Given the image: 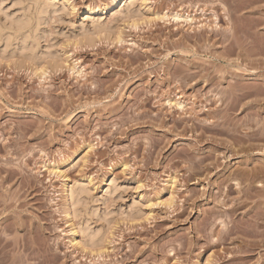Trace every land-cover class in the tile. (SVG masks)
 <instances>
[{
    "label": "rangeland",
    "instance_id": "rangeland-1",
    "mask_svg": "<svg viewBox=\"0 0 264 264\" xmlns=\"http://www.w3.org/2000/svg\"><path fill=\"white\" fill-rule=\"evenodd\" d=\"M46 1L59 11L40 26L38 51L54 57L18 66L0 54V222L19 223L6 231L25 238L18 253L35 264H264V188L254 184L264 177L250 195L228 189L264 162V0H137L132 11ZM0 2V22L35 7ZM93 24L102 31L89 45ZM222 96L235 106L227 114ZM79 182L72 215L65 187ZM86 222L105 231L98 255L77 233Z\"/></svg>",
    "mask_w": 264,
    "mask_h": 264
},
{
    "label": "bare ground",
    "instance_id": "bare-ground-1",
    "mask_svg": "<svg viewBox=\"0 0 264 264\" xmlns=\"http://www.w3.org/2000/svg\"><path fill=\"white\" fill-rule=\"evenodd\" d=\"M1 1H3V0H1ZM18 1V0H17ZM20 1V0H19ZM34 1V4H35V7H34V10L31 12L32 13V15L29 13V15H27V13L26 12H23L22 11V13L20 14V15H18V14H16V15H18V16H13L14 15V13L13 14H8L7 12H5V14L3 15V21L2 22H0V54L2 55V56H5V54H9L10 56H16L18 59H17V64H18V66L20 65V64H22L23 63V60H25V59H29V58H31V59H34V61H36V62H39V63H41L42 61H44V60H46L47 58H51V57H54V53L53 52H51V50L49 51L48 49V51L47 50H44V51H38V44H39V35H40V30H41V28H40V26L41 25H43V22H44V20H45V17H46V15L48 14V12H56V13H58V11H59V9L55 6V5H52V3H50V2H48V1H41V2H38V0H33ZM123 1V3L125 4V8L126 9H128V10H130V11H132L133 9V6H135V4H136V2H137V0H110V2H109V6H114V5H116L118 2L119 3H121ZM143 2H145L146 0H142ZM0 4H1V2H0ZM17 4V3H16ZM21 5V4H20ZM27 6V5H26ZM55 6V7H54ZM104 8H106L105 6L104 7H101V6H99V5H95V6H93V7H90V9L91 10H93L94 12H99V11H104ZM24 9V8H23ZM26 9V8H25ZM61 10V9H60ZM21 11V10H20ZM26 11H27V9H26ZM137 11V10H136ZM20 13V12H19ZM134 13H136V12H133V15H134ZM137 14H139V13H137ZM31 15V16H30ZM165 17H167V15L166 14H163V15H161V16H158L157 18H160V19H164ZM173 20H175V21H178V20H182V21H185V22H188V23H192V20H193V18L192 17H190V16H188V15H184V16H182V14H178V13H175V14H172L171 16H170ZM214 24H216V23H214ZM216 27H219V26H217V25H215ZM214 26V27H215ZM213 26L211 27V28H214ZM102 28H101V26L100 25H98V24H93V30L92 31H90L89 33H88V35H90V36H88L87 38H85L86 40V43L87 44H89V45H91L92 43H93V41H94V38H93V36H92V34H95V33H98L99 31H102L101 30ZM217 29V28H216ZM54 67H56L57 66V64H52ZM46 67H44V69H45ZM244 75V74H243ZM253 75V74H252ZM256 75V74H255ZM240 76V75H239ZM245 77V76H244ZM247 77V76H246ZM253 77V76H252ZM264 82V81H263ZM236 86V85H235ZM238 86V85H237ZM236 86V88H234L233 87V89H232V94L231 95H233L235 92H237V94L235 93L234 95H235V97L236 96H242V95H244V94H242L243 93V91H241V89H239L238 90V87ZM242 87H245V86H242ZM241 87V88H242ZM249 87V86H248ZM251 88V87H250ZM250 88L248 89V90H250ZM243 90V89H242ZM245 90V89H244ZM252 90V89H251ZM222 92V91H221ZM238 92H242L241 94L239 93L238 94ZM247 92V91H246ZM250 92V91H249ZM220 93V92H219ZM229 93V92H228ZM248 95H249V93H247ZM224 96H226V95H224ZM224 96H222V97H224ZM228 96V95H227ZM230 96V95H229ZM228 96V97H229ZM217 97V96H216ZM218 97H220V96H218ZM227 97V98H228ZM226 98V99H227ZM240 98V97H239ZM218 100V102H219V104H221L220 106H222L223 105V102L224 101H222V100H225V97L224 98H220L221 99V101H219L220 99L219 98H217ZM236 99V98H235ZM263 99V98H262ZM229 100H230V98H229ZM228 100V101H229ZM232 100V99H231ZM234 100V99H233ZM233 100L232 101H230V102H232L233 103ZM237 100V99H236ZM255 100H256V98H255ZM216 101V100H215ZM216 101V102H217ZM225 104L224 105H226L225 107H226V109H225V111H226V114H227V112L229 111V109H231V108H233V107H235V106H231L229 103L228 104H226V101L224 102ZM214 104V103H213ZM218 103H216V105H217ZM218 104V105H219ZM234 104V103H233ZM173 105L176 107V108H178V109H181L182 108V104H181V102H179V101H177V102H174L173 103ZM223 105V106H224ZM228 105H230V107H228ZM235 105V104H234ZM238 105V104H237ZM217 107V106H216ZM224 107V108H225ZM218 108H221V107H218ZM217 108V109H218ZM223 108H221L220 110H222ZM236 109V108H235ZM208 109H205V111H207ZM217 111V110H216ZM211 112V111H210ZM208 113V112H207ZM215 113V112H214ZM217 113V112H216ZM220 113V112H219ZM223 113V112H222ZM229 113V112H228ZM218 114V113H217ZM224 114H225V112H224ZM225 114V115H226ZM233 114V113H232ZM223 115V114H222ZM216 116V115H215ZM218 116V115H217ZM193 117H195V116H193ZM222 117H224V115L222 116ZM196 118V117H195ZM233 118V117H232ZM226 119V118H225ZM230 119V118H229ZM233 120V119H232ZM235 120V119H234ZM228 121H230V120H228ZM212 122V121H211ZM211 122L209 123V120H208V123L209 124H211ZM215 122V121H214ZM214 122H212V123H214ZM207 123V124H208ZM233 123V122H232ZM208 124V125H209ZM214 125V124H213ZM234 125V124H233ZM223 126V125H222ZM228 126V125H227ZM238 126V125H237ZM239 126H240V124H239ZM212 127V126H211ZM214 127V126H213ZM217 127H218V125H217ZM224 127V126H223ZM222 127V129H224ZM229 127V126H228ZM220 128V127H219ZM219 128H217L218 130H219ZM239 128V127H238ZM211 129V128H210ZM212 129H214V128H212ZM215 129H216V127H215ZM222 129H221V131H222ZM232 129V128H231ZM227 130V129H226ZM225 130V131H226ZM229 130H230V128H229ZM228 130V131H229ZM234 130V129H233ZM237 130H239V129H237ZM215 131V130H214ZM220 131V132H221ZM224 131V130H223ZM216 132V131H215ZM218 132V131H217ZM235 132V131H234ZM233 132V133H234ZM223 133V132H222ZM221 133V134H222ZM236 134H238V133H236ZM259 135H260V133H258ZM257 134V135H258ZM263 135V134H262ZM261 135V136H262ZM234 136V135H233ZM255 137H256V133H255V135H254ZM235 137V136H234ZM236 137H238V136H236ZM252 137H253V135H252ZM252 137H250V138H252ZM263 137V136H262ZM261 137V138H262ZM248 138H249V136L247 137V140H248ZM260 138V137H259ZM215 139V138H214ZM221 139V138H220ZM235 139V138H234ZM233 139V140H234ZM240 139V138H239ZM258 139V138H257ZM218 140V139H217ZM225 140V139H224ZM237 140V139H236ZM243 140V139H242ZM241 140V141H242ZM250 140V139H249ZM254 140V139H253ZM216 140H214V142H215ZM220 141V140H219ZM238 141H240V140H238ZM227 142V141H226ZM237 142V141H236ZM247 142V141H246ZM251 142V141H250ZM233 143V142H232ZM232 143L230 144V145H232ZM243 143V142H242ZM240 144V143H239ZM244 144V143H243ZM246 144V143H245ZM222 145H224V144H222ZM251 145H252V142H251ZM216 146H218V144L216 145ZM215 146V147H216ZM240 146V145H239ZM214 147V148H215ZM229 147V146H228ZM244 147H247V145L245 146L244 145ZM214 148H213V150H214ZM216 148H218V147H216ZM252 148V147H251ZM239 149V148H238ZM241 149V148H240ZM249 149V148H248ZM241 150H244L243 148L241 149ZM236 151H238V150H236ZM214 152V151H213ZM254 154H256V153H254ZM216 155V154H215ZM214 155V156H215ZM209 156H210V154H209ZM206 157V156H205ZM213 157V156H212ZM247 157V156H246ZM254 157H256V156H250V159L249 160H253L254 159ZM223 159V158H222ZM201 160V159H200ZM213 160H215L216 162H217V158H216V156L214 157V159ZM197 161H199V160H197ZM215 161H213V162H215ZM219 161V160H218ZM248 161V160H247ZM203 161H201V163H202ZM215 162V163H216ZM259 162V161H258ZM257 162V163H258ZM199 164V163H198ZM216 164H218V163H216ZM253 165H255L256 166V163L254 164L253 163ZM252 165V166H253ZM262 165H264V162H263V164ZM260 166V164H258V166H254V167H252V168H243V170L241 169V171L239 170L238 172H239V175H238V177H240V181L239 180H236V179H234V178H236L237 176H233L232 177V179H233V181H232V187H228V189L230 190L231 188H233L234 187V185H235V187H234V189L236 188H238L239 190H241L242 191V193H244L245 194V196H247V195H250V191L252 190V188H253V185H251L252 183H254L253 181L256 179V178H258V179H260L259 177H261V179H262V177H264V166ZM212 166H214L213 168H215V166H219V165H213L212 164ZM198 167V166H197ZM218 168V167H217ZM1 171H3V170H1L0 169V172ZM51 172H53V173H56V172H58V170L56 169V168H52L51 170H50ZM221 171V170H220ZM237 173V172H236ZM233 175H235V174H233ZM8 176V175H7ZM230 177V176H229ZM238 177H237V179H238ZM4 177H2V179H3ZM231 178V177H230ZM229 178V179H230ZM4 179H8V177H6L5 176V178ZM113 179V178H112ZM112 179L111 180H109V181H111V182H109L108 184V187L111 189L112 187L115 189V184L113 183L114 181H112ZM114 180V179H113ZM231 181V180H230ZM264 181V180H263ZM229 182V181H228ZM242 182H244V186H242L240 183H242ZM255 182H256V180H255ZM254 184H256V186L257 187H261V190H262V188H264V184H263V182H262V180H258L256 183H254ZM225 187V186H224ZM66 203H67V205H68V208H69V212L72 214V215H76V213L79 211V209H80V205L83 203V200H84V192H86V187H85V184H84V182H79V183H74L73 185H71V186H69V185H66ZM226 188V187H225ZM255 188V187H254ZM114 189H112V190H114ZM234 189H232V191L234 190ZM237 189V190H238ZM228 190V191H229ZM237 190H235V191H237ZM238 190V192H240ZM253 191V190H252ZM230 192V191H229ZM237 192V193H238ZM262 193H264V189L261 191ZM14 194V195H13ZM243 194V195H244ZM13 195V196H12ZM12 197L11 198H15V193H12ZM260 195H261V198H263L264 197V194H261L260 193ZM262 195H263V197H262ZM13 198V199H14ZM261 202V201H260ZM263 202V201H262ZM261 202V203H262ZM262 205H263V203H262ZM261 205V206H262ZM237 207V206H236ZM235 208V206L233 207V208H231L232 209V211L233 210H236V209H234ZM67 210V209H66ZM231 213V212H230ZM132 214H134V215H139V211L136 209V211H134ZM261 214H263V213H261ZM105 219H107V217H105ZM104 219V220H105ZM15 221V220H14ZM13 221V223L11 224H7V225H5L4 224V226H3V224H1V222H0V264H35L34 262H32V261H30L29 259L31 258L30 257V255H26V254H19L18 253V246L19 245H23V250L24 249H27L28 248V246H27V243H26V241H25V238L24 237H17L15 234V236L14 235H12V237L11 238H8V234L6 233V231H11V230H13L14 232H16V231H18V227L17 226H20L19 225V223L17 222V220L14 222ZM105 222V221H104ZM88 222H86L85 223V225L87 224ZM103 224V223H102ZM108 223L107 222H105V224H103V225H105V226H108L107 225ZM84 225V226H85ZM81 226V224L80 225H78V229H77V233H79V235H80V241L81 242H83V244H85L86 246H88L89 248H91V249H96L95 250V253L98 255V254H100L101 252H102V250L101 249H99L98 247H100V245H101V243L103 242V238H104V236H105V231L104 230H102L101 228H99V229H96L95 230V228H94V230L91 228V226L89 225L88 226V224H87V226ZM105 229V228H104ZM73 233L75 232V231H72ZM4 234H5V236H4ZM75 238H73L72 239V241L74 240ZM75 244H78L77 242L75 243ZM9 245H11L12 246V252L11 253H9V255L10 256H8V257H6L5 255V252H3V249H4V247H6V246H9Z\"/></svg>",
    "mask_w": 264,
    "mask_h": 264
}]
</instances>
